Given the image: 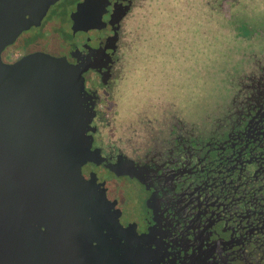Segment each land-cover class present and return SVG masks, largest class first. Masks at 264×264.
<instances>
[{
  "label": "flooded vegetation",
  "instance_id": "flooded-vegetation-1",
  "mask_svg": "<svg viewBox=\"0 0 264 264\" xmlns=\"http://www.w3.org/2000/svg\"><path fill=\"white\" fill-rule=\"evenodd\" d=\"M142 1L56 0L1 59L13 64L58 44L74 53L93 113L92 148L102 158L84 164L82 174L95 169L103 181L112 205L107 220L116 218L125 231L117 246L131 249L132 262L264 264V48L239 56L228 104L221 115L212 113L206 133L173 116L167 130L143 143L136 134L110 137L117 87L133 65L126 61L128 25Z\"/></svg>",
  "mask_w": 264,
  "mask_h": 264
},
{
  "label": "water",
  "instance_id": "water-1",
  "mask_svg": "<svg viewBox=\"0 0 264 264\" xmlns=\"http://www.w3.org/2000/svg\"><path fill=\"white\" fill-rule=\"evenodd\" d=\"M55 1L0 0V264H137L117 246L125 231L107 220L103 181L95 169L82 174L102 158L74 53L58 44L13 64L1 59Z\"/></svg>",
  "mask_w": 264,
  "mask_h": 264
},
{
  "label": "rangeland",
  "instance_id": "rangeland-1",
  "mask_svg": "<svg viewBox=\"0 0 264 264\" xmlns=\"http://www.w3.org/2000/svg\"><path fill=\"white\" fill-rule=\"evenodd\" d=\"M135 15L125 39L133 65L107 133L143 143L173 116L206 133L228 104L239 56L264 48V0H143Z\"/></svg>",
  "mask_w": 264,
  "mask_h": 264
}]
</instances>
